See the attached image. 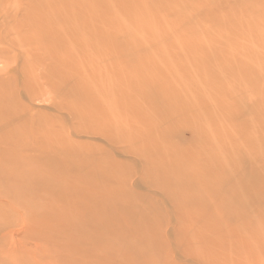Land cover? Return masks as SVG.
Listing matches in <instances>:
<instances>
[{
  "label": "rangeland",
  "instance_id": "rangeland-1",
  "mask_svg": "<svg viewBox=\"0 0 264 264\" xmlns=\"http://www.w3.org/2000/svg\"><path fill=\"white\" fill-rule=\"evenodd\" d=\"M80 1L84 17L110 23L101 31L113 33L116 53L86 57L120 69L106 85L129 84L130 112L114 120L129 119L130 141L79 132L51 95L28 99L21 85L29 70L35 78L41 73L37 52L32 64L6 25L12 3L0 0L8 57L0 63V86L9 79L13 107L32 119L19 128L23 134L0 144V168L8 159L50 155L72 144L107 157L117 170L96 177L109 187L85 195L96 204L77 195L32 193L19 186L24 182L0 178V264H264V0ZM55 2L33 0L26 15L36 23L55 12ZM241 45L247 49L242 62L235 56ZM202 127L209 130L196 131ZM13 128L3 125L0 136ZM213 149L226 165L208 162L204 155ZM75 177L79 186L94 181ZM142 212L152 230L127 222L128 214ZM90 219L98 224L89 225ZM109 219L112 226L105 225ZM91 226L101 232L90 234Z\"/></svg>",
  "mask_w": 264,
  "mask_h": 264
},
{
  "label": "bare ground",
  "instance_id": "bare-ground-1",
  "mask_svg": "<svg viewBox=\"0 0 264 264\" xmlns=\"http://www.w3.org/2000/svg\"><path fill=\"white\" fill-rule=\"evenodd\" d=\"M24 1L25 0H9V3H12L9 9L12 10L7 12L4 18L9 20L7 22L8 24L5 23L8 28H10L9 34L14 36L13 39H19L18 43L24 48L25 54L30 56L29 58H31L32 64L33 53L37 52L34 61L35 64L40 66L41 73L35 78L33 77V73L29 70L28 73L25 74L24 86L23 84L21 85V89H24L28 99L32 100L51 95L59 112L65 111L75 119L78 125L76 128L79 132L84 133L89 131L92 134L103 136L108 140L117 141V139H122V141L129 142V119H126L121 125H118L114 120V115H123V112H130L129 100L131 99L132 92L129 84H126V79H123L119 82L112 80L108 82L109 85H106L107 83L105 80L108 76H116V70L120 69L115 68V63L112 67L102 66L104 68H101V65L98 64L99 60L94 61V59L86 57V54L95 58L96 55L102 53L108 55H113L111 54L113 51L116 53L115 50H113V45L115 43L113 33H102L101 31L107 28L110 29L109 21L94 16L84 17L83 6L80 0H56L54 3L55 12L45 14L40 18V21L33 23V17L26 15L28 9H31L33 6V0H27L28 3ZM41 1L44 0H38V2ZM3 19L2 21L0 20V23L4 21ZM2 35L3 34H0V36ZM82 37H85L86 40H82ZM1 38L0 63H7L8 57L6 56L4 45L1 44ZM234 44H238V40L232 45ZM5 47L7 46L5 45ZM246 51L247 49L245 50L242 45L238 48L235 56L240 58V62H242V55L244 58V53H246ZM250 52H252V50H250ZM19 54H21V58L25 56L23 55L22 57L21 52ZM21 58L18 56V59ZM111 59L114 60V58ZM107 60H109V58ZM203 63L209 66L211 62L209 60H203ZM24 69L26 70V66ZM122 69L124 71L128 70L127 65ZM14 70H16V68ZM18 73L19 71L17 74ZM122 73L118 74L121 76ZM22 79L23 77H21V80ZM41 79L43 83L39 82ZM1 85L0 100L6 107L0 108V131L3 125L16 129L14 131L12 130L8 135L0 136V144H5L8 143L7 141L10 139L17 137V135L23 134L25 129L20 130L19 128L26 126L32 119L29 121L27 115L23 114L25 112L23 107H17L16 109L13 107V101L10 98L13 94L9 93L7 95L5 90L7 87H11L9 79L4 86L3 84ZM177 94L178 93H176V96H179L181 99L183 94ZM23 100L25 101L24 98ZM57 100L58 102H56ZM33 110L35 111L37 109L34 108ZM126 118L128 117L126 116ZM65 121H67V119H65ZM206 130H209V127L196 129V131L199 132H204ZM260 139L264 138L260 137ZM203 140H205L206 144L211 141L209 143L210 145L214 142L212 138H208L207 140L204 138ZM241 140L243 139L237 141ZM102 141L104 143V140ZM247 142H249V140H247ZM243 145L244 141L241 143V146ZM69 146H71L72 149H66L60 152H56L58 149L56 151L52 150L50 155H41L38 157L29 155L20 159H8L7 165L0 168V178H5L8 182H24V185L19 186L28 187L32 193L33 189H38L53 194L65 193L77 195L78 197H82L86 203L91 201V199L87 201L85 195H99L103 191H109V187L98 182L96 177L100 175L109 177L115 175L117 170L114 163L110 162L107 157H103V155L91 151V149L86 150L84 146L77 145L76 147L72 144ZM204 156H206L208 162L213 166L219 167L228 163L226 157L221 158L220 152L217 149H213V151L208 154L206 153ZM105 158L107 160H105ZM104 164L105 166H103ZM251 172L253 175L258 173L256 169H252ZM75 176L83 177L86 180L94 178V181L90 185L88 184V187L79 186L76 181L73 182L71 179ZM42 179H47L51 182L45 184L40 181ZM93 201H91V204H96ZM118 213L119 212H116V214ZM122 213L124 214L125 211H122ZM146 214L145 212L139 213L138 215L135 213L128 214L126 216L127 222L129 221L131 224H134L136 220L140 222V224H137V227L144 228V225H147L150 230H152L153 228L149 226ZM96 224H98L96 219H90L89 225ZM113 224V220L110 219L105 223V225L108 226H112ZM80 225L84 226L82 222ZM208 227H210V225H208ZM88 232L97 234L101 231L100 227L95 228L91 226ZM141 238L143 237H139V239Z\"/></svg>",
  "mask_w": 264,
  "mask_h": 264
}]
</instances>
